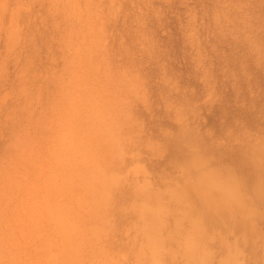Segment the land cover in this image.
Segmentation results:
<instances>
[{"label":"rangeland","instance_id":"rangeland-1","mask_svg":"<svg viewBox=\"0 0 264 264\" xmlns=\"http://www.w3.org/2000/svg\"><path fill=\"white\" fill-rule=\"evenodd\" d=\"M0 264H264V0H0Z\"/></svg>","mask_w":264,"mask_h":264}]
</instances>
